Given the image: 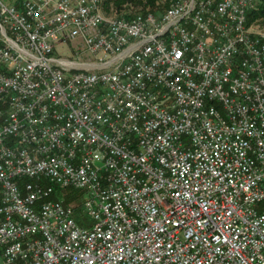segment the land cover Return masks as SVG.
Segmentation results:
<instances>
[{"label":"built area","instance_id":"built-area-1","mask_svg":"<svg viewBox=\"0 0 264 264\" xmlns=\"http://www.w3.org/2000/svg\"><path fill=\"white\" fill-rule=\"evenodd\" d=\"M252 7L0 0V264H264ZM53 185L86 192L90 228Z\"/></svg>","mask_w":264,"mask_h":264},{"label":"rangeland","instance_id":"rangeland-1","mask_svg":"<svg viewBox=\"0 0 264 264\" xmlns=\"http://www.w3.org/2000/svg\"><path fill=\"white\" fill-rule=\"evenodd\" d=\"M4 4L9 5L14 2V0H1ZM162 1V0H161ZM170 0L166 2V5L168 4ZM256 0H253V6L255 4ZM111 5V3H110ZM165 5V7H166ZM111 7L114 8L113 5ZM164 8L160 9L161 11ZM133 13H135V9L132 8L130 9ZM155 12L156 14L160 13ZM112 12V11H111ZM255 24H257L260 27H264V23L262 22L261 19L256 18L254 20ZM78 44L76 43V40H73L70 43H64V44H53L52 46V56H59V57H64V58H69L71 60L76 59V54L73 52H80V50L77 48ZM86 192L83 189L80 188H74V187H62L59 185H53V191L52 194L50 195L51 199L54 200H60L63 202V204L71 207L72 209V218L75 221L76 225L78 227H83V228H90V226L93 223V219L86 214L84 211L83 207V202L86 199Z\"/></svg>","mask_w":264,"mask_h":264},{"label":"trees","instance_id":"trees-1","mask_svg":"<svg viewBox=\"0 0 264 264\" xmlns=\"http://www.w3.org/2000/svg\"><path fill=\"white\" fill-rule=\"evenodd\" d=\"M168 0H104L108 5L114 6L116 11L121 14L131 15L130 9L134 8L135 13H143L146 11L159 12L165 8ZM248 21L256 18L261 19L264 23V0H256L254 6L248 11Z\"/></svg>","mask_w":264,"mask_h":264}]
</instances>
